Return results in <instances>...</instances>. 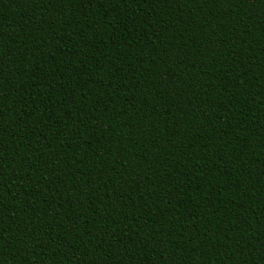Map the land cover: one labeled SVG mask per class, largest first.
Returning <instances> with one entry per match:
<instances>
[{"label": "trees", "instance_id": "16d2710c", "mask_svg": "<svg viewBox=\"0 0 264 264\" xmlns=\"http://www.w3.org/2000/svg\"><path fill=\"white\" fill-rule=\"evenodd\" d=\"M0 264H264V0H0Z\"/></svg>", "mask_w": 264, "mask_h": 264}]
</instances>
